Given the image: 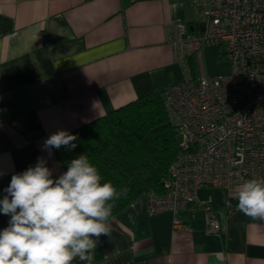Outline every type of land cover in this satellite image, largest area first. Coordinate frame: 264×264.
Masks as SVG:
<instances>
[{
    "label": "crops",
    "instance_id": "0c3cea01",
    "mask_svg": "<svg viewBox=\"0 0 264 264\" xmlns=\"http://www.w3.org/2000/svg\"><path fill=\"white\" fill-rule=\"evenodd\" d=\"M178 22L190 33L202 29L184 0H0V199L12 175L38 158L54 179L66 172L43 147L51 134L181 81L167 28ZM201 58L217 60L214 46L187 57L188 76L223 74L207 64L193 69ZM238 186L200 188L201 204L156 215L140 196L113 214L93 264H264V220L236 209ZM205 204L219 220L217 234L206 230ZM9 219L0 213V230Z\"/></svg>",
    "mask_w": 264,
    "mask_h": 264
},
{
    "label": "built area",
    "instance_id": "2783aa9c",
    "mask_svg": "<svg viewBox=\"0 0 264 264\" xmlns=\"http://www.w3.org/2000/svg\"><path fill=\"white\" fill-rule=\"evenodd\" d=\"M202 29L167 26L174 61L185 77L163 91V103L177 132L179 152L167 170L163 191L145 196L147 213L201 204L200 188L231 189L264 178V0H184ZM217 46L230 61L218 75L190 77L188 56ZM208 233L220 232L210 205H204Z\"/></svg>",
    "mask_w": 264,
    "mask_h": 264
},
{
    "label": "clouds",
    "instance_id": "9594fccd",
    "mask_svg": "<svg viewBox=\"0 0 264 264\" xmlns=\"http://www.w3.org/2000/svg\"><path fill=\"white\" fill-rule=\"evenodd\" d=\"M66 130L51 134L46 150L76 147ZM49 155L51 152L49 151ZM38 158L35 166L13 174L0 199V213L10 216L0 230V264H93L101 235L111 236L113 209L128 189L103 181L85 154L72 159L67 171H53ZM236 209L253 220H264V178L238 186ZM225 206L232 207L229 200Z\"/></svg>",
    "mask_w": 264,
    "mask_h": 264
},
{
    "label": "trees",
    "instance_id": "16d2710c",
    "mask_svg": "<svg viewBox=\"0 0 264 264\" xmlns=\"http://www.w3.org/2000/svg\"><path fill=\"white\" fill-rule=\"evenodd\" d=\"M69 133L76 136L74 149L52 148L66 171L72 159L85 154L103 181L118 190L128 189L116 201L113 214L140 196L161 194L168 167L179 152L163 91L151 92Z\"/></svg>",
    "mask_w": 264,
    "mask_h": 264
},
{
    "label": "rangeland",
    "instance_id": "374dc122",
    "mask_svg": "<svg viewBox=\"0 0 264 264\" xmlns=\"http://www.w3.org/2000/svg\"><path fill=\"white\" fill-rule=\"evenodd\" d=\"M214 48L216 49L217 60H215L214 62H212V60H210V61L208 60L207 61V58H205V59L201 58L200 60L199 59L195 60L194 65L192 64L193 69H196L198 71H204V69H206V64H207L208 68L210 67V70H219V69H221V70H223V73L224 72H228L230 70V61L228 60V58H226L222 54V49L221 48H219L217 46H214ZM199 52H201V51H199Z\"/></svg>",
    "mask_w": 264,
    "mask_h": 264
}]
</instances>
